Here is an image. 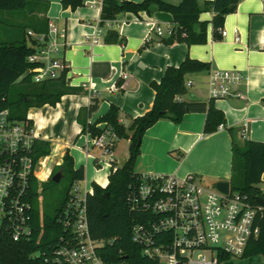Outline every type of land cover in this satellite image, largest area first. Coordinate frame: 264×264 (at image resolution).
Wrapping results in <instances>:
<instances>
[{"label":"crops","instance_id":"crops-1","mask_svg":"<svg viewBox=\"0 0 264 264\" xmlns=\"http://www.w3.org/2000/svg\"><path fill=\"white\" fill-rule=\"evenodd\" d=\"M47 1L50 3L47 17L65 31L59 57L69 64L66 76L70 89L55 104L32 106L26 111L38 139L50 144L48 164L60 165L69 152L75 167H85L89 182L96 181L106 187L109 160L103 159V150L92 143L93 136L83 130L84 124L104 127L105 123L97 122L114 104L120 108V122L131 135L129 127L133 120L154 104L152 82H159L168 67L179 66L187 56L208 62L210 67L188 73V92L178 99L186 102L213 99L223 111L226 125H220L213 133H204L205 112H188L179 123L158 120L142 137L136 170L180 177L194 174L204 183L230 181L233 136L228 128H234L235 139L240 144L248 139L264 141V0H240L236 11L225 16L221 29L226 36L220 38L215 37L214 12H202L200 21L207 22V40L202 44L165 43L162 39L169 36L168 30L175 28V24L170 12L157 8L150 13L141 12L140 16L121 13L102 27L99 24L102 0H83V5L76 9L64 8L61 0ZM156 26L162 27V36L156 33ZM109 28L119 31L121 42L105 41ZM217 71L230 73L228 84L232 93L228 96H212L213 76ZM233 76H239L240 80L232 81ZM93 99L97 107L91 111ZM123 139L127 161L130 139H120L113 153L120 166L115 152ZM96 160H100L99 165ZM38 173L44 176L42 168ZM262 180L264 185V173ZM85 189L93 191L88 182Z\"/></svg>","mask_w":264,"mask_h":264},{"label":"trees","instance_id":"trees-1","mask_svg":"<svg viewBox=\"0 0 264 264\" xmlns=\"http://www.w3.org/2000/svg\"><path fill=\"white\" fill-rule=\"evenodd\" d=\"M240 0H181L170 3L165 0H102L100 26L115 19L124 12H133L140 16L141 12L150 13L157 8L170 12L175 28L167 38L162 40L167 44L186 42L187 44H202L207 40V22L200 21V14L212 10V24L215 37H222L221 28L225 16L235 12ZM64 8L76 9L83 5V0H61ZM50 3L47 0H0V28H9L8 40L0 42V110L8 109L9 117L16 121H27L33 127L31 119L27 118L29 107L45 103L55 104L62 95L68 93L67 72L57 78L35 82L31 68L33 65L27 58L35 52L37 41L27 35L28 29L38 33L48 31L49 18L47 12ZM108 43L121 42L122 37L117 29L109 28L105 33ZM208 62L187 56L179 66L166 69L162 79L152 82L155 99L152 108L145 114L136 117L129 127L132 134L127 133V127L120 122V108L112 104L106 114L97 123H105L104 127L97 124H84L83 130L92 136L99 135L106 129H113L119 140L130 139L129 157L123 165L116 160L111 161L109 182L103 187L96 181L92 182L93 192L87 193V208L90 233L94 239H112L101 252L106 261L118 260L122 249L130 264H150L141 254L140 247L133 243L130 236L131 226L142 221L141 213L130 210L128 195L141 178L142 172L136 170L140 156L141 140L145 131L161 119L175 123L182 121L188 112H205L206 122L204 133H213L220 125H226V117L215 105V101H181L178 98L188 92L186 75L192 72L209 69ZM121 84V81H119ZM97 102L93 99L90 110L94 111ZM228 130L233 136V160L231 188L247 194L255 202L256 197L264 198V189L260 187L264 173V141L245 140L238 143L234 136V128ZM35 159L50 153L47 141L36 139L33 143ZM241 159L243 168L241 179L237 169V160ZM96 165H99L96 160ZM62 171L59 182L52 176L40 182L36 177L31 179L30 194L33 204V225L35 235L31 240L14 241L7 228H0V264H66L57 259L56 248L62 237L68 233L59 220L75 182L85 179V167H75L72 155L67 152L63 162L55 166L53 175ZM64 179H68L70 187L61 199L53 195ZM43 197L39 203L38 199ZM260 236L250 241L244 256L262 254L264 256V209L261 210ZM243 256V257H244Z\"/></svg>","mask_w":264,"mask_h":264},{"label":"built area","instance_id":"built-area-1","mask_svg":"<svg viewBox=\"0 0 264 264\" xmlns=\"http://www.w3.org/2000/svg\"><path fill=\"white\" fill-rule=\"evenodd\" d=\"M154 29L158 35H163L162 27ZM172 32L170 28L168 35ZM221 34L226 36L222 29ZM27 35L37 41L35 52L27 58L33 65L31 72L35 82L68 72L69 64L59 57L64 30L49 22L47 32L28 29ZM229 78L228 72H215L213 98L232 93ZM239 80V76L232 78L234 82ZM238 95L245 97L242 93ZM36 139L38 134L27 121L13 120L8 109L0 110V228H7L14 241L33 239L31 179L46 181L54 169L48 164V156L35 159L33 143ZM118 141L117 133L110 128L92 137V143L109 158L110 168L111 161L116 160L113 153ZM39 168L44 170L43 177L38 173ZM72 188L59 218L68 234L61 238L56 248L58 261L130 264L122 249L118 251L120 259H104L101 252L107 251L104 248L113 240L94 239L90 233L87 193L93 191L85 189L81 194L78 185ZM128 202L131 212L143 215L142 221L131 226V240L140 247L150 264H220L223 257L244 256L250 241L260 236L263 206L253 202L247 194L232 189L231 185L228 192H223L215 183L206 184L194 174L180 177L142 173L140 182L128 195Z\"/></svg>","mask_w":264,"mask_h":264},{"label":"rangeland","instance_id":"rangeland-1","mask_svg":"<svg viewBox=\"0 0 264 264\" xmlns=\"http://www.w3.org/2000/svg\"><path fill=\"white\" fill-rule=\"evenodd\" d=\"M9 28L3 27L0 28V42L7 41L8 40V34H9ZM126 141L125 139L121 140L118 144V148L116 149L115 152V157L118 159L119 163L121 165L124 164L125 159H126ZM104 160H108L109 158H103ZM55 168V167H54ZM243 168V162L241 159L237 160V169L239 172V179H241V171ZM54 170V169H53ZM41 176V175H40ZM53 176V172L52 175ZM41 180V179H40ZM208 184L213 185V181L206 180ZM42 183L47 182V181H42ZM86 182H88L89 188L92 187V183L88 181V176H85L84 180L77 181L74 183V185H78L81 194L85 193V187H86ZM262 189H264V185L261 184L260 186ZM71 189L70 183L68 179H64L63 182L55 189L53 190V195H57L59 198H63L66 195V192L68 189ZM73 189V188H72ZM43 200V197L41 195V198L38 199L39 203ZM220 264H264V256L262 254H256V255H249V256H242V257H223L221 259Z\"/></svg>","mask_w":264,"mask_h":264},{"label":"water","instance_id":"water-1","mask_svg":"<svg viewBox=\"0 0 264 264\" xmlns=\"http://www.w3.org/2000/svg\"><path fill=\"white\" fill-rule=\"evenodd\" d=\"M62 176H63V173H62V171L60 170V171L56 172V173L52 176V180L55 181V182H59V181L61 180ZM215 186H216L219 190H221V191H223V192H228V191H229L230 182L227 181V180H220V181H218V182L215 183ZM255 200H256V202H257L259 205H261V206L264 207V198H262V197H256Z\"/></svg>","mask_w":264,"mask_h":264}]
</instances>
